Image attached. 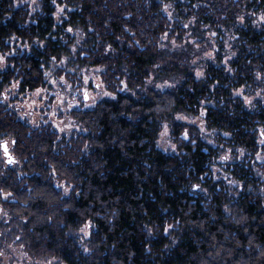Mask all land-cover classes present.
I'll list each match as a JSON object with an SVG mask.
<instances>
[{"label": "trees", "instance_id": "trees-1", "mask_svg": "<svg viewBox=\"0 0 264 264\" xmlns=\"http://www.w3.org/2000/svg\"><path fill=\"white\" fill-rule=\"evenodd\" d=\"M172 2L180 22L235 28L231 72L210 67L198 81L182 56L162 48L177 26L165 11ZM260 13L264 0H40L31 16L28 5L0 0V51H9L10 39L31 46L0 70V92L14 80L20 93L43 87L45 66L69 53L68 31L76 30L88 36L79 52L83 65L103 67L105 84L117 94L76 112L85 133L70 139L31 130L0 104V137H12L22 164L20 172H6L0 191L12 198L4 202L10 235L29 256L66 264H264V180L235 164L225 168L236 187L214 181L212 151L201 141L183 144L176 155L157 147L163 122L211 101L208 127L247 152L260 149L264 104L251 109L234 96L264 69V24H240L244 14ZM153 72L183 80L156 90L147 87ZM89 222L91 236L81 244L76 233Z\"/></svg>", "mask_w": 264, "mask_h": 264}, {"label": "rangeland", "instance_id": "rangeland-1", "mask_svg": "<svg viewBox=\"0 0 264 264\" xmlns=\"http://www.w3.org/2000/svg\"><path fill=\"white\" fill-rule=\"evenodd\" d=\"M182 2L185 0H181ZM28 5L30 15L34 16L40 9V0H15L18 8ZM166 10L174 23L172 29L162 40V48L168 53L182 56L186 61L187 68L193 72L196 80L205 79L210 67L216 69L225 68L231 70V62L238 53L237 36L235 28L211 27L201 25L196 20L182 21V14L176 8L175 3H168ZM65 8L58 6L55 19L60 21L64 18ZM241 25L250 22L256 27L264 24V14H244ZM73 37L69 45V53L49 61L45 66L46 83L33 91L19 92V80L10 82L0 92V104L11 109L17 118L31 130L47 128L54 131L59 137L70 139L73 135L85 133L82 125L75 119L78 111H87L95 108L103 100L115 99L116 93L109 90L103 80L104 68L101 66H84L79 52L88 36L81 31L69 30ZM9 51H0V70L5 71L9 66V59L31 50V46L23 41H8ZM264 57V56H263ZM189 63V65H188ZM158 74V73H157ZM153 72L147 87L156 90L167 91L178 87L183 78L162 79ZM121 91L126 90L125 82L122 83ZM251 109L259 104H264V69L256 72L253 84L238 88L234 94ZM211 101H203L198 113L185 111L174 115L171 122H163L157 138V147L164 153L176 155L180 152L183 144L191 141H201L212 151L211 177L214 181L224 180L236 187L234 181H229L231 175L226 170L232 169L235 164L249 165L257 178L264 180V129H261L259 137L260 149L256 153L247 152L245 149L233 146L228 142L230 137L223 131L211 129L205 120L207 107ZM9 142L10 151L14 153L12 137H0V183L6 172H20L22 164L19 159L13 165L6 163L3 156L2 143ZM214 154V158H213ZM62 187V188H61ZM260 194H264V182L260 185ZM63 194L69 191L65 184L60 185ZM12 201L11 195L0 191V264H66L58 258H38L29 256L25 247L21 244L18 236H11L8 227L12 220L4 202ZM93 225L81 226L76 236L81 244H86L91 236Z\"/></svg>", "mask_w": 264, "mask_h": 264}, {"label": "flooded vegetation", "instance_id": "flooded-vegetation-1", "mask_svg": "<svg viewBox=\"0 0 264 264\" xmlns=\"http://www.w3.org/2000/svg\"><path fill=\"white\" fill-rule=\"evenodd\" d=\"M14 141L12 140V145L14 147ZM5 149H7V152L9 153V156H7V152H5ZM2 152H3V156L6 158V163L9 165H13L15 164L16 161H18V158L14 156V154L11 153L10 151V147H9V142L8 141H3L2 143ZM1 153V151H0ZM2 157H0L1 160ZM10 161V162H7ZM2 211V209L0 208V212Z\"/></svg>", "mask_w": 264, "mask_h": 264}, {"label": "water", "instance_id": "water-1", "mask_svg": "<svg viewBox=\"0 0 264 264\" xmlns=\"http://www.w3.org/2000/svg\"><path fill=\"white\" fill-rule=\"evenodd\" d=\"M5 152H7V149H5ZM7 156H9V153L7 152ZM7 162H10V161H7Z\"/></svg>", "mask_w": 264, "mask_h": 264}]
</instances>
